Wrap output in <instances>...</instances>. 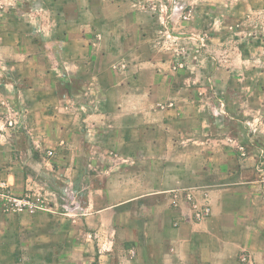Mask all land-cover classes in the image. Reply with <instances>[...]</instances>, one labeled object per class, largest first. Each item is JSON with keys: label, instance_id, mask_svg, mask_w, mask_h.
Here are the masks:
<instances>
[{"label": "crops", "instance_id": "1", "mask_svg": "<svg viewBox=\"0 0 264 264\" xmlns=\"http://www.w3.org/2000/svg\"><path fill=\"white\" fill-rule=\"evenodd\" d=\"M142 1L66 0L41 8V20L32 7L30 34L0 40V160H16L0 166L1 180L34 189L21 178L29 164L26 175L54 181L21 255L28 264H262L264 46L209 41L218 58L206 74L194 59L180 68L141 23L159 15ZM194 204L210 214L196 218Z\"/></svg>", "mask_w": 264, "mask_h": 264}, {"label": "rangeland", "instance_id": "2", "mask_svg": "<svg viewBox=\"0 0 264 264\" xmlns=\"http://www.w3.org/2000/svg\"><path fill=\"white\" fill-rule=\"evenodd\" d=\"M65 1L0 0V40H12L23 34H30L32 29L30 20L36 19V16L30 13L32 7L40 10L41 14L38 18L41 20L44 13L41 8L46 9L50 4L49 6L58 10ZM142 3L146 6H154L153 11H159V15L150 16L145 12L140 16L141 23L152 26L153 30L148 33L149 36L153 41L156 40L161 52L174 54L173 57L176 58V64L180 68H186L190 59H194L201 65L199 71L206 74L210 60L218 58L207 51L210 48L209 41V44L213 42L220 47L226 39L232 40L235 46L246 41L247 51L255 50L252 43L256 41H261L264 46V0H143ZM11 32H13L12 37H10ZM211 35L214 38L225 37V39L216 42ZM37 43L43 45L41 39L37 40ZM235 48L238 52L237 47ZM261 51L264 55V49ZM220 56L222 57L221 53ZM47 154L50 156L49 151ZM8 161L16 163L15 159ZM8 161L0 160V166L7 164ZM21 166V172H31L32 167L29 164ZM25 173L21 178L30 179L29 183L34 185L32 190H12L1 180L0 175V264L29 263L28 257H23L19 249L24 241L30 240L26 224L30 221L31 215L49 208V197L52 196L50 191L54 182L52 177L47 172H43L38 177ZM72 182L71 178H68L62 183L63 196L69 200H72ZM19 199L29 200L39 206L43 205V208H34L32 211L29 206L20 207L16 201ZM66 208L59 203V209L71 211ZM22 219L24 224L20 222ZM119 250H123L122 247ZM40 259L43 264H47L45 261L53 263L54 257L37 258L38 264ZM241 263L251 264L249 258L245 257L241 259Z\"/></svg>", "mask_w": 264, "mask_h": 264}, {"label": "built area", "instance_id": "3", "mask_svg": "<svg viewBox=\"0 0 264 264\" xmlns=\"http://www.w3.org/2000/svg\"><path fill=\"white\" fill-rule=\"evenodd\" d=\"M49 154L52 155L53 152L52 151H49ZM17 201V205H19L20 207H23L24 205L25 206H29L32 208V211H34V208H43V205H40L39 204H35L33 202H30L29 200H26V199H19V200H16ZM194 208H195V216L196 218L198 219H201L205 216H208L211 212V209L208 205L206 206H203V207H198L196 204H194Z\"/></svg>", "mask_w": 264, "mask_h": 264}]
</instances>
